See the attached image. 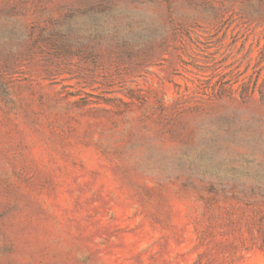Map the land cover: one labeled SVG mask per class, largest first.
Masks as SVG:
<instances>
[{"label": "rangeland", "instance_id": "374dc122", "mask_svg": "<svg viewBox=\"0 0 264 264\" xmlns=\"http://www.w3.org/2000/svg\"><path fill=\"white\" fill-rule=\"evenodd\" d=\"M0 264H264V0H0Z\"/></svg>", "mask_w": 264, "mask_h": 264}]
</instances>
